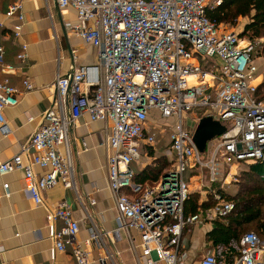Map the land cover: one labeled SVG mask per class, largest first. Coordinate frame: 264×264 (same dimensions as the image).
Listing matches in <instances>:
<instances>
[{"label":"built area","instance_id":"obj_1","mask_svg":"<svg viewBox=\"0 0 264 264\" xmlns=\"http://www.w3.org/2000/svg\"><path fill=\"white\" fill-rule=\"evenodd\" d=\"M24 1L14 0L5 12L14 19L15 37L22 28ZM55 1L62 9L75 10L76 21L66 27L94 47L95 61L74 68L69 77L56 76L54 103L44 111L27 144L0 161V176L22 171L25 192L41 206L47 189L58 184L75 189L70 135L78 119L87 115L90 121L103 123L107 185L116 209L112 232H124L132 248V232L137 233L140 264H179L185 227L225 217L234 209L232 201L211 188L214 204L204 214L185 215L184 202L191 192L185 173L207 172L209 183L204 187L210 189L221 180L220 165L264 157V97L257 96L256 65L264 55V38L241 35L210 19L207 11L222 0ZM20 49L16 57L24 62L27 45L22 43ZM16 68L5 60L0 44V75H5L0 78L3 136L10 133L4 111L18 103L21 93L7 76ZM23 85L25 91L33 88L27 79ZM184 116L196 121L211 116L225 129L199 152L195 130L185 128ZM164 135L169 141L167 155L174 157L171 169L153 186L134 181L130 164L139 161L143 146H153ZM36 167L43 173L38 174ZM2 186L8 188L7 183ZM86 216L91 218L87 211ZM46 219L61 223L52 234L56 250L69 246L74 264H92L87 247H102L99 228L92 224L88 236L79 241L80 224L65 199L47 209ZM239 245L238 256L222 264H264V235L245 232ZM106 261L118 264L109 251L99 259L100 264ZM199 264L219 262L214 252L207 251Z\"/></svg>","mask_w":264,"mask_h":264},{"label":"crops","instance_id":"obj_2","mask_svg":"<svg viewBox=\"0 0 264 264\" xmlns=\"http://www.w3.org/2000/svg\"><path fill=\"white\" fill-rule=\"evenodd\" d=\"M13 1L0 0V44L5 49V60L17 67L7 76L21 93L18 96V103L4 111L10 133L3 136L0 132V161L17 153L41 125L44 111L55 100L53 82L56 76L69 77L74 68L93 63L96 55L92 45L72 34L66 27L67 22L76 21L75 10L72 7L62 9L55 0H25L22 6L24 17L22 28L19 37H15L12 29L14 19L5 16L8 5ZM247 21L248 17L238 19L242 26L240 33ZM22 43L27 45V57L24 62H20L16 57ZM3 76L5 75L1 74L0 78ZM24 79L33 85L30 91H25ZM70 137L75 189L66 188L62 184L47 189L43 193L44 205L41 206L36 205L25 192L22 171H9L0 176V264L75 263L69 246L65 251H58L54 247L52 234L61 223L59 221L55 224L49 223L46 219L47 209L61 199L70 204L74 218L80 224L77 234L79 241L88 236L90 226L94 225L102 231V247L95 244L87 247L92 264H100L99 259L106 251L113 254L118 264H140L137 233L132 232L135 245V248H132L124 232L119 231V234L112 232L116 227V209L107 185L103 123L92 122L84 115L71 129ZM144 152L145 146L142 147L141 154ZM248 166L249 164L246 168L240 169L238 164H232L230 167L220 165L222 172L221 180L218 181L220 184L214 183L212 189L223 191V197L227 198L226 195L233 192L234 188H227L224 183L233 177H239L241 171L247 170ZM130 167L134 174H140L139 172L146 166H138L135 161ZM35 170L38 174L44 171L39 167ZM228 172L234 176L230 177L231 174L227 176ZM135 181L148 186L151 183L149 180ZM3 183L8 184L7 189L3 188ZM216 184L217 187L213 188ZM212 189L203 187L200 204L215 200ZM6 191L8 195H5ZM193 192L199 194L196 190L191 191ZM78 195L80 199L77 198ZM84 208L90 214V219L87 218ZM214 221L215 219H203L200 223L185 227L180 241V251L184 253V257L179 264H199L207 251L216 255L217 248L207 238V233L215 225ZM188 228L191 231L187 230ZM197 228L199 229L197 232L192 230ZM237 256L238 251L230 261ZM217 258L219 264L229 261L222 256ZM156 264L165 263L160 261Z\"/></svg>","mask_w":264,"mask_h":264},{"label":"trees","instance_id":"obj_3","mask_svg":"<svg viewBox=\"0 0 264 264\" xmlns=\"http://www.w3.org/2000/svg\"><path fill=\"white\" fill-rule=\"evenodd\" d=\"M207 15L217 23L229 25H235L240 17H248L241 35L246 34L251 38L264 36V0H222L221 4L209 9ZM261 85L264 86L263 80L257 89L259 98L264 97V92H260ZM151 148V145H145L149 152H152ZM165 155L163 153V156L161 154L156 157L155 161L160 165L152 163L140 174H134V181L149 180V186L158 183L165 173L163 167L168 162ZM248 164L247 170L240 173L242 181L233 192L226 195L227 198L224 197L234 203L233 211L225 217L216 218L214 227L207 233L208 240L217 248L216 257L222 256L229 261L239 250V240L243 233L253 231L260 236L264 235V157ZM254 177L260 182L254 180ZM220 192L223 196V191ZM214 202L215 200H208L205 204H200L198 193L190 192L184 202L183 212L185 215L198 212L204 214Z\"/></svg>","mask_w":264,"mask_h":264},{"label":"rangeland","instance_id":"obj_4","mask_svg":"<svg viewBox=\"0 0 264 264\" xmlns=\"http://www.w3.org/2000/svg\"><path fill=\"white\" fill-rule=\"evenodd\" d=\"M223 26L227 27V29H230V30L233 29L236 31H239L242 29V26H241L240 22L238 23V21L235 25H229V24L224 23ZM256 65L258 67V73H259L258 81L261 82L263 80V82H264V55H262L256 61ZM261 86H260V89H261L260 92L263 93L264 92V86H262V87ZM185 116L183 118V123H184L185 128L190 130V131H193V129L195 130L199 121H196L194 118L188 117V116L185 118ZM167 133H169L168 130H167ZM167 141H168V135H164L163 137L157 139L156 143L153 146H151L152 152H149L148 149L147 150L145 149V152L141 154L139 161L137 162L138 166H144V165L148 166V165H151L152 163L157 164V161H155L156 157H159V155H161V154L163 156V153L169 154L167 152V147H166ZM209 145H210V143H209ZM162 156H160V157H162ZM165 157H166L168 162L164 165L163 172L171 169L172 164L174 163V157L173 156H171V155L166 156L165 155ZM247 164H248V162L240 161L238 163V167L240 169L246 168ZM157 165H160V164L158 163ZM184 178H185L186 182L188 183L189 188L191 189L190 191H194V190L198 191L199 192L198 199L203 197V192H204L203 187L209 183L207 172L201 173L198 171L195 174L193 172H187V173H185ZM254 180H256L258 183L260 182L259 179L255 178V177H254ZM241 181H242V176L233 177V178H231L230 181H226L224 183V185L227 188L232 189L231 187H233L235 189V187L237 185H239V183ZM217 184H220V182H218ZM217 184L213 188H216ZM212 185H214V184H212ZM212 185H209V187L212 188ZM190 228H188L187 230L191 231ZM192 230L195 232L199 231L198 228L196 230H194V229H192Z\"/></svg>","mask_w":264,"mask_h":264},{"label":"water","instance_id":"obj_5","mask_svg":"<svg viewBox=\"0 0 264 264\" xmlns=\"http://www.w3.org/2000/svg\"><path fill=\"white\" fill-rule=\"evenodd\" d=\"M225 127L211 116L201 117L194 131L193 140L199 152L206 149L207 143L220 135Z\"/></svg>","mask_w":264,"mask_h":264}]
</instances>
